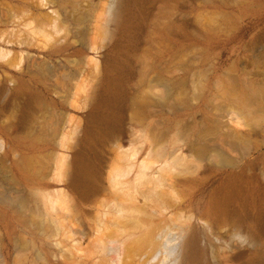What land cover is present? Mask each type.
<instances>
[{"label":"rangeland","instance_id":"374dc122","mask_svg":"<svg viewBox=\"0 0 264 264\" xmlns=\"http://www.w3.org/2000/svg\"><path fill=\"white\" fill-rule=\"evenodd\" d=\"M49 2L0 0V47L25 55L21 69L0 62V264L45 256L59 264L54 238L39 229L53 233L47 216L28 222L46 212L44 191L66 188L72 201L61 220L86 231V243L95 238L101 200L121 198L108 179L117 144L139 147V162L150 152L190 155L191 168L173 177L178 195L165 190L167 210L153 221L168 228L193 215L194 264H264V121L237 125L224 108L264 110V0H126L112 17L108 0ZM52 10L61 31L48 44L28 24L49 30ZM98 89L99 101L78 107ZM63 136L79 140L74 186L55 176L71 152ZM198 145L208 150L201 162L192 156ZM227 181L231 201L216 212L213 196ZM137 205L161 211L142 196Z\"/></svg>","mask_w":264,"mask_h":264},{"label":"bare ground","instance_id":"6f19581e","mask_svg":"<svg viewBox=\"0 0 264 264\" xmlns=\"http://www.w3.org/2000/svg\"><path fill=\"white\" fill-rule=\"evenodd\" d=\"M49 3V0H39L40 6H47ZM125 4L126 0H108L105 12L109 16H119ZM46 15L48 16L49 30L33 27V22H30L28 26L34 34L41 35L45 43H48L56 40V35L61 31V28L58 24L56 10H52V14L46 13ZM93 49L97 50L98 48L94 46ZM0 62L3 65L21 69L25 62V55L24 53L15 54L11 48L1 46ZM92 62L100 74L103 69L102 62L94 58ZM102 79L101 76L98 87ZM9 80L15 84L14 79ZM158 85L161 86V84ZM159 86L157 87L159 88ZM166 88L168 89L166 86L163 91ZM164 95L166 96V94ZM101 98L102 90L98 89L91 93H85L83 99L76 100V102L79 104V108L86 109L90 100L99 101ZM224 108L237 125L256 126L264 121V110L253 111L247 106L230 102H225ZM79 127L77 125L71 134L76 133ZM70 138L67 139L66 136H63L61 140V145H66L67 151L71 152L60 155L55 176L58 181L66 180L71 186H74V181H76L82 165L78 162L76 151L73 149L78 145L79 140L74 145L72 143L68 145ZM117 148L120 160L119 163L108 169V179L112 191L119 194L121 198H115L112 201L106 198L101 200L103 212L98 219L96 236L93 240L86 243V231L66 225L61 220L60 211L67 209L72 201L71 194L66 188H55V190L42 192L46 212H31L28 222L36 225L40 220L43 222V217L47 216V221L51 222L54 229L53 233L44 226L39 229L43 234H49V237L54 238V245L58 248V254H55V257L59 264H86L91 260H94L95 264H194L197 246L193 236V215H188L184 222L174 224V227L168 226V228H164L160 224L157 225L153 221L157 212L162 213L163 210H167L165 205L167 191L165 190L168 189L171 194L178 195L173 177L188 170L187 159L190 158V155L180 152L165 158L158 152H150L146 158L139 162L138 155L141 150L139 147L133 144L129 147L117 144ZM192 149L195 154L192 156L198 162L208 155V150L203 145ZM158 154L159 158L156 157ZM212 157H220V154L214 153ZM75 169L77 172L74 171ZM229 185L228 181L225 182L213 196L212 203L216 212L220 211V207H223L224 203L227 204L231 201ZM145 188L146 190H144ZM139 196L144 198L145 205L156 204L161 208V211L154 208L156 210L149 212L143 206H138ZM19 207L22 211L27 209L24 202H20ZM206 225L210 227L208 221H206ZM256 236L249 232L241 234V237L246 239ZM43 260L44 264H50L46 256Z\"/></svg>","mask_w":264,"mask_h":264}]
</instances>
